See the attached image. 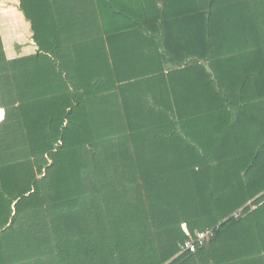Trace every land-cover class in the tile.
Here are the masks:
<instances>
[{"label":"trees","instance_id":"obj_1","mask_svg":"<svg viewBox=\"0 0 264 264\" xmlns=\"http://www.w3.org/2000/svg\"><path fill=\"white\" fill-rule=\"evenodd\" d=\"M138 1L0 19V264H264V0Z\"/></svg>","mask_w":264,"mask_h":264},{"label":"crops","instance_id":"obj_2","mask_svg":"<svg viewBox=\"0 0 264 264\" xmlns=\"http://www.w3.org/2000/svg\"><path fill=\"white\" fill-rule=\"evenodd\" d=\"M55 1H60V0H40V4H39V8H40V12L42 11H47L48 10V4L50 3V5L52 4L54 6V2ZM89 2V7H87V11H86V15H85V11L83 9V7H80V11L78 12V14L83 13L85 16L88 17L87 20V28L89 29V37L91 36V0H86ZM129 0H118V3L120 5H122L123 3L127 2ZM132 1V0H131ZM148 1L150 3V7H152L155 11H157V9H163L165 5L169 4L171 1L177 3V1H181V0H140L138 2H142V4H139L138 2H135V4L137 5H144V2ZM185 3V0H182ZM10 0H7V11L5 13L4 7L2 9H0V19L5 21V15H6V22L11 23V30L14 31V26H15V11H14V6L13 4L10 5ZM94 3V2H93ZM130 3V2H129ZM171 4V3H170ZM11 6V7H10ZM58 8L57 11L54 13L56 17H58ZM163 15L157 14L156 17L154 18L153 21L156 22H160L163 21L164 18H162ZM162 18V19H161ZM180 18H185L180 17ZM88 51H89V57H91V41H89L88 43ZM207 70L208 67H207ZM4 111L3 109L0 108V122H2V120L4 119Z\"/></svg>","mask_w":264,"mask_h":264},{"label":"built area","instance_id":"obj_3","mask_svg":"<svg viewBox=\"0 0 264 264\" xmlns=\"http://www.w3.org/2000/svg\"><path fill=\"white\" fill-rule=\"evenodd\" d=\"M209 235H211V232L207 231L201 233L197 239L191 238L186 242L183 251H189L192 253L196 252L197 248L203 247L205 245V242L207 241Z\"/></svg>","mask_w":264,"mask_h":264}]
</instances>
